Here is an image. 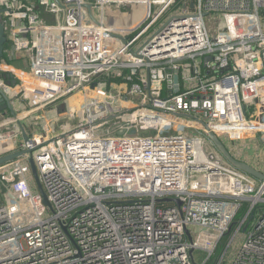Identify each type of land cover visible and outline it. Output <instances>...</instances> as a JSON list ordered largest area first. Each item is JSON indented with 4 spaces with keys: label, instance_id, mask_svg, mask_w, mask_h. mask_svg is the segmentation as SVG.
<instances>
[{
    "label": "built area",
    "instance_id": "built-area-1",
    "mask_svg": "<svg viewBox=\"0 0 264 264\" xmlns=\"http://www.w3.org/2000/svg\"><path fill=\"white\" fill-rule=\"evenodd\" d=\"M139 2L0 0V91L38 104L0 111V156L32 150L51 202L28 154L0 164V264H264V179L189 116L231 141L264 135L252 112L264 115V0H144L135 19L108 21L106 4ZM77 94L74 123L25 120Z\"/></svg>",
    "mask_w": 264,
    "mask_h": 264
},
{
    "label": "rangeland",
    "instance_id": "rangeland-1",
    "mask_svg": "<svg viewBox=\"0 0 264 264\" xmlns=\"http://www.w3.org/2000/svg\"><path fill=\"white\" fill-rule=\"evenodd\" d=\"M141 2L139 3H135L133 4H117V3H110V4H106L105 5V10H106V16L108 18V21L113 23V24H122L123 21H127L131 18H133V16L136 14V12H142L143 9V1L144 0H140ZM97 12L99 13V9L100 6H98L97 8ZM136 17H134L133 19H135ZM165 18V16H163L158 23L155 25V27L162 21V19ZM129 24V23H127ZM152 31H154V28H151L146 35H148L149 33H151ZM127 33V31L125 32V34ZM15 64L17 65V67L21 70H25V72L27 71V65L24 63L23 60H15ZM104 84L106 86V88L109 91H121L122 89H124V83L118 84L115 82H111L109 81H104ZM64 100V99H62ZM78 100V101H76ZM83 100L81 94H77L75 96H71V97H65V103H66V108L64 105V108H60L59 107V103L60 100H57L55 102L52 103H48L45 106H42L40 108H38V112L36 113H30L28 114V116H26L27 119L25 120H29L31 121V123H36L38 129H44L47 124H49L48 127L51 126H55V128H60V127H64L66 124H70V123H74L76 120L77 115H75L73 118L71 116L68 115V110H67V106L69 104L76 106V105H81V101ZM59 102V103H58ZM80 102V103H79ZM79 103V104H78ZM13 105L16 109H18L20 107V109L26 107L27 109L32 108L33 106L38 105L35 101H33V99H29L24 101L22 104L20 103L18 105L17 100L13 99ZM26 109V110H27ZM66 111V115H61L62 112ZM252 112L254 113V116L256 119H263L262 117H264V115L262 113H257L256 110L252 109ZM11 114L10 111L7 109L5 110V115H9ZM118 117L116 119H113L111 122H115V120H117ZM194 127H190L189 125H174L172 126L171 131H177L179 130L180 132H186L189 131L191 129H193ZM170 130V129H168ZM256 136L253 138H247L244 137L243 139H239V140H235V141H231L226 137H222V139L225 141V143L227 144V146L230 148V150L238 155L236 153L235 150H239L242 151V154L244 153V155L246 156L243 157L240 155L239 153V157L248 160L250 163H252L255 167L259 166L260 168L264 167V135L261 136L259 133L256 134L254 133ZM211 142V141H210ZM211 147L214 148L213 144H210ZM215 149V148H214ZM257 167V168H259ZM29 180L32 182L34 181V178L29 175ZM35 183V181H34ZM36 184V183H35ZM243 208L245 209L247 206V203L245 202L243 204ZM244 233L240 232L238 235V239H241L243 237ZM225 239V238H224ZM197 254L200 255L201 258L206 256V252L201 250V249H196L195 251ZM219 250L216 252V256L218 254Z\"/></svg>",
    "mask_w": 264,
    "mask_h": 264
},
{
    "label": "water",
    "instance_id": "water-1",
    "mask_svg": "<svg viewBox=\"0 0 264 264\" xmlns=\"http://www.w3.org/2000/svg\"><path fill=\"white\" fill-rule=\"evenodd\" d=\"M84 6L88 9V12H89L91 18L96 20L93 16V13H92L91 3L86 2V3H84ZM0 12H1V10H0ZM6 40H7V37L5 34L4 22L2 21V17L0 15V60L4 64H6V60L4 57V47H5ZM174 79L177 82L178 81V75H175ZM61 107L64 108V104H62ZM4 109H8L10 111L11 115H14V116L17 115L16 108L14 107L11 100L8 98V96L4 92L0 91V111H3ZM189 116L193 117L197 122H199L201 124V126L204 128L206 135L208 136L209 140L212 142V144L217 148V150L223 155V157L231 165H233V166H235L241 170H244L245 172L249 173L250 175H252L258 179H264V172L263 171H261L259 168L255 167L253 164H251L246 159H243V158L235 155L230 150V148L227 146V144L222 139V137H220V135H218L216 132L211 130L209 128L208 124L201 117L194 116V115H189ZM111 117H112V115H111ZM111 117H109V118H111ZM20 126L22 129V134H23L24 139H28L29 136L26 132V129L24 128V126L21 123H20ZM26 154H28V161L30 164L32 177L34 178V181L36 183L38 191L43 198V202L45 204H47L48 206H51V202H50V200L47 196V193L43 187V184L40 180L39 173H38L35 161H34V157L32 155V150L20 149V150L14 151L12 153L4 154V155L0 156V164L4 163L10 159H13L17 156L26 155ZM166 199H169V200L174 199L177 203L181 202L178 198L167 197ZM188 234L191 237L190 232H188Z\"/></svg>",
    "mask_w": 264,
    "mask_h": 264
},
{
    "label": "trees",
    "instance_id": "trees-1",
    "mask_svg": "<svg viewBox=\"0 0 264 264\" xmlns=\"http://www.w3.org/2000/svg\"><path fill=\"white\" fill-rule=\"evenodd\" d=\"M104 79H105V81H109V80H112V79H116V80H118V81L120 80V78H118V77H114V76H112V75L105 76ZM260 129L263 130V129H264V125H260ZM239 215H241V213H239L238 216H239ZM238 216H237V217H238ZM213 258H214V257H213ZM213 258H212V260H213ZM212 260H211V261H212Z\"/></svg>",
    "mask_w": 264,
    "mask_h": 264
},
{
    "label": "crops",
    "instance_id": "crops-1",
    "mask_svg": "<svg viewBox=\"0 0 264 264\" xmlns=\"http://www.w3.org/2000/svg\"><path fill=\"white\" fill-rule=\"evenodd\" d=\"M239 153H240L241 156H243V157L246 158V156L244 155V153L242 154V151H239ZM247 161H248V160H247ZM252 163H254V162H251V164H252ZM257 167H259V166H257ZM259 168H260V167H259ZM261 168H262V167H261Z\"/></svg>",
    "mask_w": 264,
    "mask_h": 264
},
{
    "label": "bare ground",
    "instance_id": "bare-ground-1",
    "mask_svg": "<svg viewBox=\"0 0 264 264\" xmlns=\"http://www.w3.org/2000/svg\"><path fill=\"white\" fill-rule=\"evenodd\" d=\"M76 101H78V100H76ZM79 103H80V102H79ZM79 103H78V104H79Z\"/></svg>",
    "mask_w": 264,
    "mask_h": 264
}]
</instances>
